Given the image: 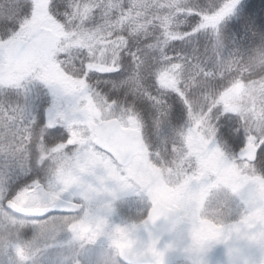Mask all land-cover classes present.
Listing matches in <instances>:
<instances>
[{"label": "snow or ice", "instance_id": "obj_1", "mask_svg": "<svg viewBox=\"0 0 264 264\" xmlns=\"http://www.w3.org/2000/svg\"><path fill=\"white\" fill-rule=\"evenodd\" d=\"M34 7L32 0H0V37L10 39L19 32ZM176 7L183 11L173 17L175 23L165 26L156 18L146 31H132L137 6L131 0H49L50 14L65 30L69 22L90 29L91 39L87 46L79 47L76 56L68 58L60 52L54 57L58 70L77 82L72 87L64 78L54 77L46 61L29 62L27 68L13 71L12 54L0 49V80L11 77L19 85L31 83L23 105L14 103L20 95L17 83L0 84L5 89L0 96V130L6 133L2 141L6 150L0 151V159L5 161L0 167V231L19 236L27 231L37 235L71 230L70 226L84 218L88 206L71 192V204L77 207L64 196L52 198L49 150L62 146L69 157L84 161L98 156L100 161L107 158L120 167L105 143L93 138L95 129L87 123L92 120L103 121L101 127L109 136L116 135L121 126H139L141 139L147 136L151 149L166 151L176 125L185 118L188 98L211 93L216 100L238 75L237 70H228L224 52L233 44L247 45L249 40L264 45V16L256 14L257 6L251 0H190ZM154 10L170 13L175 8L152 5L149 11ZM243 65L249 68L247 79L264 76V46L247 59L241 58L237 69ZM194 69L199 87L189 85L185 91ZM204 108L215 121L212 143L219 152L212 151L219 162L224 166L231 161L243 163L252 144L256 147L251 163L264 169V127L259 133L253 130L254 138H250L239 117L223 104L206 103ZM72 120L83 123L73 126ZM17 125L26 131L20 133L21 140L15 136L9 140L7 133ZM74 132L83 143H70ZM25 135L27 143L21 148ZM34 173H45L47 178L23 182ZM21 205L35 211H24ZM73 236L79 238L75 231ZM8 247L11 254V241ZM14 252L17 256L15 247Z\"/></svg>", "mask_w": 264, "mask_h": 264}, {"label": "rangeland", "instance_id": "obj_2", "mask_svg": "<svg viewBox=\"0 0 264 264\" xmlns=\"http://www.w3.org/2000/svg\"><path fill=\"white\" fill-rule=\"evenodd\" d=\"M38 1L46 0H33V4L34 2L39 3ZM57 33L59 30L56 26L38 30L35 25H31L23 33V38L13 39V41L48 42L50 47L42 52L33 63L49 62V67L52 69L51 74L54 77L64 78L65 83L72 87L77 82L72 78L65 77L52 64V56L53 54L54 57L56 56V47L60 42V37L56 38ZM80 37H85V33H79V37L76 39L79 40ZM13 41L12 43H14ZM10 43L0 41V49L6 51L12 44ZM62 50L69 51L68 48ZM257 50L259 49L253 50V52ZM25 68L27 66L12 67V70L21 71ZM240 69L242 70L239 72V76H242L241 80L246 82V87L244 88L241 83L234 82L222 93L227 99H231L229 101L232 104L227 101L225 109L233 114L239 112L236 101L241 100L245 92L251 106L255 100L264 99V93L258 95L261 91L260 87L251 85V80L246 78L245 71L249 72V68L243 65ZM197 74L194 69L189 79L194 78ZM5 82V84L17 83L20 94L24 96L31 88L27 81L23 85H19L11 77L5 79ZM0 84H3L1 80ZM12 91L14 92L15 89ZM4 93L5 89L0 88V96H3ZM235 96L239 98L235 99ZM188 100L190 99L188 98ZM189 104L193 105L197 102L191 99ZM92 110L89 107V111ZM201 112L200 108L193 109L192 114L201 115ZM250 112L254 113L252 118L255 117V120H259V116L262 115L259 107L257 110H250ZM259 113L260 115H258ZM198 121L199 125L197 126L199 127L208 124L203 119ZM71 123L76 126L83 122L72 120ZM87 123L90 128H93L96 122L89 120ZM254 125L258 128L257 133H259L263 127L262 123L257 121ZM131 128H135V126H131ZM193 129L195 128L193 127ZM74 133L73 139L83 143V139L79 140L82 137L78 133ZM10 136L13 135L10 134ZM3 138L4 133L0 130V145L4 141ZM201 140L195 146L189 147V150L193 149L194 151V163L190 168V173L185 174L180 185H175L172 181L170 185L173 188L161 184L155 173L158 170L148 166L144 153L135 157L127 168L119 169L107 158L100 161L96 156L81 161L69 157L59 148L49 150L47 153L50 160L49 170L57 167L53 173L54 182L51 185L52 198L59 199L64 196L71 202L69 192L78 195L88 206L85 216L75 225L70 226L71 230H59L56 234L41 231L35 235L32 231H27L19 236L16 233H11L5 237L10 239L0 238V261H3L4 264H110L109 253L115 258L117 257L114 250L116 241L129 231L137 223V220H142V216L151 204L159 202L176 210L182 218L173 240V264H214L213 254L216 247L209 244L213 237L201 223L216 222L218 225L229 222L249 225L264 223V176H259V169L252 167L251 169L248 165L234 161L230 162L231 165H229L230 163L227 166L222 165L214 156L213 149L206 138ZM215 150V152H219L218 148ZM0 151L4 150L0 148ZM1 163H5L3 159H0V167H4L5 165ZM59 164L63 167H59ZM49 172L51 174L52 170ZM39 178L46 179L47 177L45 173H34L31 178L25 179L28 180L27 183H30L31 179ZM57 185H60L58 189ZM209 191L219 194L216 205L212 208L205 207V197ZM228 193H231L230 202L226 196ZM260 210L262 215L259 214ZM73 231L79 234V238L73 236ZM82 237L86 240L80 239ZM10 241L13 245L11 254H9L8 247ZM14 247L18 257L15 255ZM223 249L224 247H221V250ZM216 264H223L222 260L219 259ZM250 264H264V250Z\"/></svg>", "mask_w": 264, "mask_h": 264}, {"label": "trees", "instance_id": "obj_3", "mask_svg": "<svg viewBox=\"0 0 264 264\" xmlns=\"http://www.w3.org/2000/svg\"><path fill=\"white\" fill-rule=\"evenodd\" d=\"M38 2L42 4L34 2L35 7L31 9V18L22 21L20 26V31L17 32L10 39H5L3 37H0V41L12 43L13 39L15 40V39L23 38L24 37L23 33L31 25H35L38 30L39 29L43 30L44 28L47 27L56 26L59 30V33H57L56 38L60 37V42L56 47V53L58 54L61 51L65 52L67 53L68 58L76 56L79 51V47L87 46V41L91 39L89 35L90 29L84 28L82 24L74 27L72 23L69 22L67 30H65L64 25L56 21L55 18L50 14L49 0L42 2L38 1ZM89 2H91V0H89ZM109 2H111V0H109ZM187 2H190V0H131V3L134 6H137L136 13L135 15L132 16V21L133 24L135 25V27L132 28V31H137V30L146 31L148 25L151 24L153 22V19L156 18L161 19L164 22L165 26L169 23H175L173 17H175L177 13L183 11L182 8H178L176 7V5L184 4ZM251 2L255 3L257 6L256 14L260 16H264V0H251ZM152 5H157L158 9H163L166 7L175 8V11L170 13H158L155 10L149 11V9L152 8ZM145 17L147 18L145 19ZM182 28H186V26H182ZM79 33H85V37H80V39L77 40L76 37H79ZM251 35L255 36L254 30L252 31ZM240 39L243 40L244 37H241ZM93 43H95V41H93ZM174 43L181 44V41H175ZM262 46L264 45H262L259 42L253 44L251 40H249L247 45L233 44V47L231 48L230 51L224 52V57L228 59L227 61L228 70L238 71V75L234 77L233 81L230 83L227 89L231 85H233L234 82L241 83V85L244 88L246 87V82H243V80H241L242 76H239V72L242 70L240 69L241 66L237 69V65L240 63L241 58L247 59L254 52H256V51L253 52V50L260 49ZM63 48H68L69 51L62 50ZM56 53L55 55H57ZM52 62H53L52 64L58 68V65L54 64V54L52 56ZM248 73L249 72L245 71V74H247V76ZM67 78L71 79V77H67ZM249 80H251L250 82L251 85L260 87L261 91L258 95L261 94L263 95L264 76H253ZM29 85H31V83H29ZM189 85L197 88L199 87V85L195 80V77L188 79V84H186L185 86V91H187ZM227 89H225L224 91H226ZM222 93L219 94L216 100H212L211 93H204L203 95L197 93L195 98L189 97L190 100L194 99L197 102V104L191 105L189 104L190 100L186 101L187 107L185 108V118L181 123L176 125L175 133L168 141L166 146L167 148L166 151H164L163 149L159 151L151 149V141L148 139L147 136H145L144 141L146 144V152L144 156L148 161V164L152 166L154 169L158 170L155 171L156 174H158V172L166 174V178L169 181L168 185H170V182L172 180L174 179L180 180L181 178L185 177L186 173H190L191 171L190 168L193 166L192 164L194 163V156H193L194 151L193 149L189 150V147L195 146V144L201 142L202 141L201 139H204L205 137L206 141L210 143L211 148L214 151H216L215 150L216 147L212 143L214 139L212 133V125L215 123V121L209 119L205 111L204 105L206 103L211 104L212 106H215L216 104H223L225 108L227 101L229 104H232L229 101L231 99L229 98L227 99ZM237 98L239 97L235 96V99ZM237 101L236 103L238 104V106L236 107L239 109L238 110L239 112H237V114L235 115L239 117L241 127H243L249 133L250 138H254L253 130L255 132L258 131V128L254 125V123H256L257 121L261 122L264 127V99L255 100L254 104L251 106V104L248 103L249 97L246 96V92H245L241 97V100L239 99ZM258 107L262 111V115L259 116V120H255V117L252 118V115L254 113L252 114L250 110H257ZM198 108L202 110L201 115H196L195 113L192 114L193 109H198ZM258 115H260V113ZM199 119H203L205 123L208 122L207 126H202V127L197 126L199 125V121H198ZM193 127L195 129H193ZM135 128L140 131L139 126L137 127L135 126ZM253 168L260 169L258 165H255ZM260 170H261L260 172L261 176L262 175L264 176V169H260ZM10 234H11L10 232L0 231V238L1 239L5 238L7 235L9 236ZM5 239H10V238H5ZM80 239H83L84 241L86 240V238L84 237ZM76 251L78 252V250Z\"/></svg>", "mask_w": 264, "mask_h": 264}, {"label": "water", "instance_id": "obj_4", "mask_svg": "<svg viewBox=\"0 0 264 264\" xmlns=\"http://www.w3.org/2000/svg\"><path fill=\"white\" fill-rule=\"evenodd\" d=\"M46 48V43L35 48L33 44L19 41L14 43L7 52L12 54L13 59L27 63L34 59L39 49ZM101 124L104 122L95 126L94 138L97 142L102 140L105 143V146L116 155L122 167L128 166L132 159L144 149L141 134L136 130L120 127L116 135L109 136ZM105 127L108 126L105 125ZM245 155V161L252 164L255 148L249 146ZM179 223L180 217L175 211L157 203L154 204L146 220L136 225L116 243L118 259L122 260L123 264H172V239ZM240 242L241 240L234 247L237 248Z\"/></svg>", "mask_w": 264, "mask_h": 264}, {"label": "flooded vegetation", "instance_id": "obj_5", "mask_svg": "<svg viewBox=\"0 0 264 264\" xmlns=\"http://www.w3.org/2000/svg\"><path fill=\"white\" fill-rule=\"evenodd\" d=\"M14 64L17 65V62L14 61V63L11 65V67H13ZM17 66H23V65L18 64ZM5 83L6 82L4 79L3 84H5ZM17 101L21 105H23L25 103L24 95L20 94L18 97H15L14 103ZM0 124H1V129H2L3 128L2 119L0 120ZM25 131H26L25 129L20 128V126L17 125L16 130L15 131H9L7 133V135L9 137V140H11L12 136H10V134H12L13 136L15 135L16 140L19 141V140H21L20 133L25 132ZM2 132L4 133L3 139H5L6 133L3 130H2ZM79 140H82V138H80ZM76 142H78V141L74 140V139L72 141H70V143H76ZM26 143H27V136L25 135L23 137V143H21L19 146L22 148L24 146V144H26ZM0 148H2L3 150H6L4 143H2V145H0ZM59 149L62 150V146L59 147ZM61 166L62 165H60L59 167H61ZM56 169H57V167L50 169V170H52V172L50 174L52 176V178H53V173ZM26 177L27 176L24 177L23 182H28V180L25 179ZM160 182H161V184L166 186V179L162 174L160 176ZM230 195H231V193L226 194V196H228L227 199L229 200V202H230V198H229ZM68 202L71 203L70 201H68ZM205 207H206V205H205ZM144 214H146V213H144ZM259 214L262 215L261 210H260ZM201 224L205 226L206 230H208L213 237V238H211V240H210L211 243H209V244H213L214 247H216L214 254H213L214 264H216L217 261H219V259L222 260L223 264H238L239 262H242L241 264H250L252 262V260L256 256H258V254L262 253V251L264 250V223H262V222L257 223L255 225H249L246 223H243V224H233L230 222L225 223L226 226H228L229 228H225L226 227V226L224 227L225 224L218 225V224H216V222H203ZM234 226H236V227H234ZM240 239H242V240L239 243V245H237L238 247L234 248L233 245H235V243H237L238 240H240ZM221 247H224V249L221 250ZM249 254H251V256H250V259L247 260L246 258L249 256Z\"/></svg>", "mask_w": 264, "mask_h": 264}, {"label": "clouds", "instance_id": "obj_6", "mask_svg": "<svg viewBox=\"0 0 264 264\" xmlns=\"http://www.w3.org/2000/svg\"><path fill=\"white\" fill-rule=\"evenodd\" d=\"M218 193L215 191H209L206 193V206L209 208H212L216 205V201L218 198ZM111 260H110V264H123V261L115 258L111 253H109ZM118 255V254H117Z\"/></svg>", "mask_w": 264, "mask_h": 264}, {"label": "bare ground", "instance_id": "obj_7", "mask_svg": "<svg viewBox=\"0 0 264 264\" xmlns=\"http://www.w3.org/2000/svg\"><path fill=\"white\" fill-rule=\"evenodd\" d=\"M3 82V80H1Z\"/></svg>", "mask_w": 264, "mask_h": 264}]
</instances>
